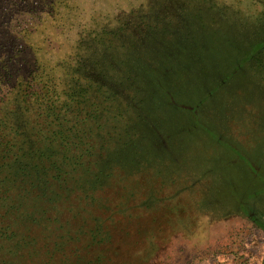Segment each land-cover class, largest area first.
I'll list each match as a JSON object with an SVG mask.
<instances>
[{
	"label": "rangeland",
	"instance_id": "obj_1",
	"mask_svg": "<svg viewBox=\"0 0 264 264\" xmlns=\"http://www.w3.org/2000/svg\"><path fill=\"white\" fill-rule=\"evenodd\" d=\"M16 1L0 264H264V0Z\"/></svg>",
	"mask_w": 264,
	"mask_h": 264
},
{
	"label": "trees",
	"instance_id": "obj_2",
	"mask_svg": "<svg viewBox=\"0 0 264 264\" xmlns=\"http://www.w3.org/2000/svg\"><path fill=\"white\" fill-rule=\"evenodd\" d=\"M16 2H17L16 0H8V3L10 4L11 7H16L17 6ZM0 14H1V10H0ZM7 23L8 22H2V23L0 22V33H2L3 35H6L9 32H11L10 24H7ZM10 45H11V43H8L6 46H10ZM1 48L3 49V48H5V46L1 45ZM2 66H4V64H2V61H1L0 62V68L3 70L1 71L0 96H3V95L9 93L10 91H12L14 89H16V90L18 89L15 86H11L9 84V80L13 78L11 70H8L7 67H5V66L2 67ZM22 87H24V88L21 89L19 86L18 91H19V93L23 92L22 97H23V100L25 101V103L29 104L28 100L27 101L25 100L24 94L31 92V94H33L34 96L31 99L32 102H30L31 103L30 105H33L34 109H37V110L42 109L44 111V113H46L47 116L51 117V120L53 117L55 118V116L57 114H59V112L62 110L61 108H58V106L55 104L57 102L56 100H49L48 99L45 101L43 99V101H40L41 96H44V93L41 91L36 92L35 89L32 87V85L27 86V83H26ZM40 90H41V88H40ZM41 106H43V107L41 108ZM33 108L31 107V109H33ZM59 109H60V111H58ZM63 111H64V108H63ZM54 123H56V124H54V126H56L57 128L61 126L60 122H54ZM5 124H6V120H0V160L1 159L2 160L8 159L11 149H12V147H14V144L10 143L9 141H5L7 138L5 136V133H3L4 129L2 128V126Z\"/></svg>",
	"mask_w": 264,
	"mask_h": 264
}]
</instances>
